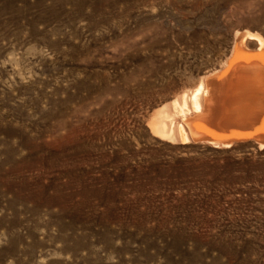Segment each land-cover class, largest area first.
Segmentation results:
<instances>
[{"label":"rangeland","instance_id":"1","mask_svg":"<svg viewBox=\"0 0 264 264\" xmlns=\"http://www.w3.org/2000/svg\"><path fill=\"white\" fill-rule=\"evenodd\" d=\"M243 32L264 0H0V264H264V145L152 128Z\"/></svg>","mask_w":264,"mask_h":264},{"label":"bare ground","instance_id":"2","mask_svg":"<svg viewBox=\"0 0 264 264\" xmlns=\"http://www.w3.org/2000/svg\"><path fill=\"white\" fill-rule=\"evenodd\" d=\"M250 42L258 44L257 50L249 47ZM204 82L210 95L202 98ZM177 105L178 102L175 103L176 108ZM181 108V114L185 111L196 113L185 120L186 126L191 129L192 125L210 124L211 136L198 138L193 133L189 134L180 122L177 129L172 122L168 128L166 120L171 116L164 109L152 121L153 132L173 142L187 144L191 140H203L216 147L218 141L230 147L235 140H243L249 134L248 138L252 136L264 145V38L254 33L237 34L226 69L218 70L202 81L191 95L190 107L184 96Z\"/></svg>","mask_w":264,"mask_h":264},{"label":"water","instance_id":"3","mask_svg":"<svg viewBox=\"0 0 264 264\" xmlns=\"http://www.w3.org/2000/svg\"><path fill=\"white\" fill-rule=\"evenodd\" d=\"M186 129H187L189 134L193 133L198 138H207V137L211 136V134H212V129L210 127V124H207V125H204L201 127L192 125L191 126L192 131L188 126H186Z\"/></svg>","mask_w":264,"mask_h":264}]
</instances>
